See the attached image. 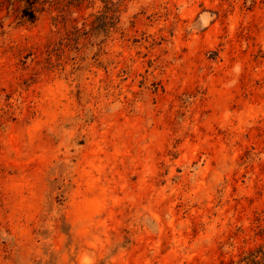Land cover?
Masks as SVG:
<instances>
[{
  "label": "rangeland",
  "instance_id": "rangeland-1",
  "mask_svg": "<svg viewBox=\"0 0 264 264\" xmlns=\"http://www.w3.org/2000/svg\"><path fill=\"white\" fill-rule=\"evenodd\" d=\"M0 264H264V0H0Z\"/></svg>",
  "mask_w": 264,
  "mask_h": 264
}]
</instances>
